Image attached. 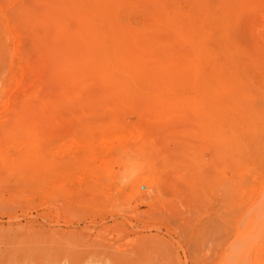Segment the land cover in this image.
<instances>
[{
    "label": "rangeland",
    "instance_id": "rangeland-1",
    "mask_svg": "<svg viewBox=\"0 0 264 264\" xmlns=\"http://www.w3.org/2000/svg\"><path fill=\"white\" fill-rule=\"evenodd\" d=\"M39 1L0 0V154L8 159L0 161V264H264V218L257 225L253 213L264 208V123L258 125L262 134L242 132L234 145L225 146L223 163L216 148L205 147L193 114L157 115L151 100L92 96L109 92V85L83 83L88 70L76 52L82 82H69L74 73L65 69L58 75L51 37L20 17L29 10L43 12ZM243 2L234 1L231 32L224 30L231 38L223 33L235 38L232 46L242 43L235 51L241 50L235 56L239 73L256 86L247 90L257 89L251 97L248 91L257 106L249 101L264 119V0ZM140 14L133 15L137 25ZM162 36L157 38L171 42V49L165 45L173 58L185 55L180 39ZM209 40L219 47L216 37ZM201 81L196 87L185 84L176 95L190 101ZM60 92L61 113L53 108ZM73 92L80 100L66 101ZM16 120L29 125L28 138L26 130H12ZM249 136L256 142L249 143ZM25 156L35 161L28 163ZM249 216L256 241L255 230L248 232L254 229ZM234 254L241 259L232 260Z\"/></svg>",
    "mask_w": 264,
    "mask_h": 264
},
{
    "label": "bare ground",
    "instance_id": "bare-ground-1",
    "mask_svg": "<svg viewBox=\"0 0 264 264\" xmlns=\"http://www.w3.org/2000/svg\"><path fill=\"white\" fill-rule=\"evenodd\" d=\"M38 1L39 0H37V2ZM42 1H44L43 3L45 4L43 5L46 6L45 10L44 9H43L44 11L42 10L43 12L41 13L33 12V10L30 8L33 13L32 12L29 13L30 11L29 10L27 13L23 15L21 14L22 16L20 17H23L25 18V20H28V23L29 21H31L34 24H36V26L38 27L41 26L44 35L51 37L50 45L47 43L48 46L51 48L50 56L52 57L53 60V61L51 60V63L53 62L52 64H54V66L51 65V67L53 66V68H55L56 72L59 73V74L57 73L58 75H61V70L65 69L66 72L68 71L70 73L71 72L74 73L73 76H71L73 73H71V75H68L69 77L71 76L73 78V79L70 78L69 82H71V80H73V82H78V83L82 82L80 80L81 77L84 76L78 72L77 70L79 68L78 63L73 55L76 52V53H80V57L78 60L82 61L83 62L82 66L88 70L87 73L88 78L87 80H85V82L83 80V83H86L87 81L86 84L88 85V83H90V85H92L91 88L96 87L93 86L94 84H101V86L98 85L100 87H102L103 84L109 85L110 87L109 92L104 91L105 92L104 94L99 93L95 95L96 92L93 91L94 95L92 96L101 95L100 98L108 99V100L117 99L119 101L138 100V101H142L143 103L144 100H151L152 104L150 105L153 108L152 110L157 111V113L159 112L158 114L156 113L157 115L159 114L163 115L165 113H174L178 115L179 113H183V112L193 114L197 118L199 131L203 136L202 141L205 144V147L216 148L218 151L220 161H222L223 163H224V147L225 146L227 147L228 145L231 146V143L232 145H234V142L237 141L239 137L240 138L242 137L241 134L239 135V133L246 132L245 135L242 134L244 135L243 137H248V135H250L247 134V131L250 132L253 136H255V134L261 133L260 132L261 130L258 131L259 128L258 125H260V122H262L261 126L264 123V121H261V119L264 120L262 117L263 112L260 113L261 112L260 111L259 113L261 117L258 116L257 114L258 111L254 106V104H256L257 106L258 103V102L255 103L254 100L255 96L253 97V99L251 98L249 99V94L250 97L252 96L251 95L252 93L250 92H252V90L254 91L255 88L254 89L251 88L252 89L251 91L247 90L248 87L250 89V87L252 86V82L250 86L247 85L246 79L245 80L242 79V77L244 78L245 74L243 73L241 77V74L239 73L240 64L238 62L239 60L238 56L241 54L240 53L241 50H239L240 54L237 52L238 49H240L238 45H242V43L238 44L237 46L232 43L233 45H235V47L230 44L235 40L234 38V40L231 41L232 39H230L231 37L229 36L230 35L229 33L231 32V31L229 32V28H231L229 27V23H231V21L234 19L235 12L237 13L236 6L234 3L235 0H42ZM243 1L245 2L246 0ZM249 1H253V0H249ZM236 3H238V1ZM21 7L22 6H20L19 8ZM27 10L24 9V11ZM135 13L142 14L141 17L143 21H141L142 23L140 22L141 24L139 25H137L138 23L137 24L135 23L136 17L133 18V15ZM241 18L242 17H240V19ZM71 23H74L75 25H73L72 27ZM237 23L239 22L237 21ZM237 23L236 25H238ZM227 28L229 33L226 34ZM36 29L34 30L36 31ZM223 32L230 37L229 38L230 40L227 39V36L225 38V34ZM157 35H161V36L163 35L162 37L166 36L164 37L165 39L169 38L170 36L174 37L175 39H180V41H178L179 44H181L183 48L184 47L186 48L185 51L186 53L184 52L185 48L182 51V54L185 55L182 56L178 55L181 56L180 59L173 58L172 57L173 55L170 54L171 53L170 50L167 49L169 47H166L171 42L168 43V41L166 42V40H164L166 43H163L162 42L163 40H161L162 38L161 37L157 38ZM211 35L213 37H216V40L219 41V47H217L218 45L214 42L217 45L215 46L219 49L211 46L213 44L210 45L209 37ZM43 39L44 38H42V40ZM196 45L198 47L194 49L193 47L194 46L196 47ZM171 48L172 46H170V49ZM155 49H157L158 51L162 49L163 52L161 54L158 52L159 54H157ZM235 51H237L236 53L238 54L237 56L238 60L237 57H235L236 56ZM219 52L221 53L223 52V56H225L224 58H222L225 59L223 62L220 59ZM89 53H92L94 57L90 58ZM258 57H256V59ZM248 58L251 59L252 57L249 55ZM262 58L263 57H261V59ZM242 63L244 62H241V64ZM262 63H264V61ZM243 65L244 64H242L241 67ZM260 68L263 69L264 66L263 68L262 67ZM207 69H210V71L208 72ZM245 69L247 70V68ZM204 70H206V72H204ZM62 71L64 72V70ZM192 71H194V76H192L193 75ZM201 72L204 73L203 74L204 78L203 77L201 78L203 79V82L201 81L202 88L200 87L201 84L200 86L198 85L201 89L200 91H198L199 89H196L198 93L194 92L193 89L194 94L195 93L197 94L193 95L190 101L185 100L179 94H178L179 96L176 95V91L178 90V88L184 86L185 84H189L190 82L192 83L191 76L194 77L193 83L197 84V82L195 83V81L201 80L199 78L200 77L199 74H201ZM252 74L254 76V73ZM57 77L59 79L61 78V76H57ZM255 78H257V75ZM57 82L59 81L57 80ZM193 83L192 85H194ZM257 83L260 82L258 81ZM85 85L84 87H86ZM78 86H80V84ZM87 87L90 90V86ZM252 87H256V86H252ZM260 89L262 90V87ZM78 90L77 92L80 93L81 91H83L82 88L80 91ZM180 90L181 89H179V91ZM256 90L257 89H255V92ZM139 91L141 92L143 91L142 94L139 93ZM45 92L47 93L48 91ZM77 92L72 94L71 97L69 96V93L68 95L66 93V95L69 96L66 99V101L75 102L76 100L81 98V94ZM174 92L175 95L172 94ZM255 92H253L254 93L253 95H257L256 97L257 100L258 99L260 100V97H258L259 94H256L258 93V91L256 93ZM249 100L250 101L253 100L254 104H251L252 102L250 103ZM54 106L55 107L53 108H58L61 113V92L60 95H58V98L54 100ZM261 107H259L260 110L263 109ZM23 114L24 113H22L21 116L27 115V114L25 115ZM259 117L260 119H258ZM19 120L18 123L17 120L15 121L16 125L13 126L14 128H12V130L13 129L14 131L26 130L27 132L30 129L29 125H27L26 123L24 124V122L22 123L21 121L23 119L21 121ZM32 127L34 126L32 125ZM116 127L118 126H115V128ZM92 130H94V128H92ZM262 131L264 132V130ZM227 132H229V134L232 133L230 134L232 137L231 136L229 137V134L227 135ZM27 134L28 132L26 133V138H28ZM14 136L12 138H14ZM28 136L30 137L31 135ZM249 137H250L249 143L256 142L255 137H254L255 139L252 136ZM244 143L246 144V142ZM246 146L248 145H245V147ZM254 147H256V144ZM247 152L245 151L244 153ZM242 153L243 152H241V154ZM2 155L0 154V161L7 164L8 159H5V157L4 156L2 157ZM248 156L246 159H248ZM27 158L29 162L26 161L25 159L24 160L28 163H31V161H35L32 160V157L30 156ZM236 158L237 157H235L234 159ZM226 160L227 162H230L228 159ZM252 160H250V162H252ZM35 165L36 164H34V166ZM260 205L263 206V203H261ZM260 208L262 207L260 206ZM253 213L255 214L254 216L255 221L253 220L254 223H256L257 225H262L260 223L264 218V208L263 210L260 209L257 213L255 212ZM252 216H249V218ZM251 219L252 218H250V221L248 220V222H251ZM252 222L250 223V225L251 224L253 225ZM252 227L249 228L251 229ZM253 228L254 229L252 230V232L251 230H249L248 232L250 233L255 232L253 234L255 236L257 234L256 228L255 227ZM257 236L258 235H256V238L255 237L253 238L255 240L253 239L252 240L256 241V239L259 238V237L257 238ZM239 250L241 249L239 248ZM235 258H238L236 257V254H234L232 260H235ZM238 259L240 260L241 257L239 256ZM261 261H263V259Z\"/></svg>",
    "mask_w": 264,
    "mask_h": 264
}]
</instances>
